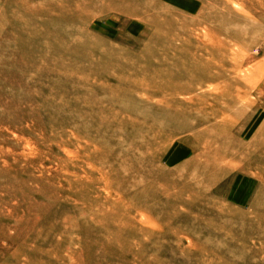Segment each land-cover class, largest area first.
<instances>
[{
    "label": "rangeland",
    "instance_id": "obj_1",
    "mask_svg": "<svg viewBox=\"0 0 264 264\" xmlns=\"http://www.w3.org/2000/svg\"><path fill=\"white\" fill-rule=\"evenodd\" d=\"M260 64L264 0H0V264H264Z\"/></svg>",
    "mask_w": 264,
    "mask_h": 264
},
{
    "label": "bare ground",
    "instance_id": "obj_2",
    "mask_svg": "<svg viewBox=\"0 0 264 264\" xmlns=\"http://www.w3.org/2000/svg\"><path fill=\"white\" fill-rule=\"evenodd\" d=\"M209 41V40H208ZM192 56H194L193 54H190V52L189 51H187V52H183V50H180V58H179V60H175L174 62H172L169 66H176V68L177 67H179V69H181V71H183V72H196V73H200V71H201V69L204 67L203 65H202V63H200L201 65H199V63L197 62V59H195V62H193L192 61V59H194L195 57H192ZM202 67V68H201ZM165 67H163V69H164ZM190 68V69H189ZM201 68V69H200ZM196 69V70H195ZM157 71H160V70H162V67L161 68H159V67H157V69H156ZM256 71L258 72V74H262L263 72H264V65H258L257 66V69H256ZM263 75V74H262ZM200 78H197V83H198V80H199ZM158 85V84H157ZM165 86L163 87V89L165 88L166 89V84H164ZM208 87V86H207ZM149 87L148 86H144L143 88H141L142 90H146V89H148ZM168 91H170V92H173L172 90H168ZM191 99V98H190ZM194 101V100H193ZM185 102H186V99H185ZM158 103H161L162 105H165V106H167L168 108H170L171 110H170V112L172 111V109H175V108H177V107H182V110L183 111H185L184 110V101H183V98L181 99V98H173V97H171L170 99H166V98H164V97H162L161 99H159L158 100ZM178 109V108H177ZM239 116L241 115V113L239 112V114H238ZM185 116V115H184ZM202 134H204V135H211V134H213V129H206L204 132H202ZM203 135V136H204ZM259 135H260V137L262 138V136L264 137V130H262L261 132H259ZM213 136H214V134H213ZM35 152V151H34ZM36 153V152H35ZM107 195V194H106ZM60 197V196H59ZM146 222V221H145ZM149 224V223H148ZM111 260V259H110ZM104 261V260H103ZM111 263H113V262H111Z\"/></svg>",
    "mask_w": 264,
    "mask_h": 264
}]
</instances>
